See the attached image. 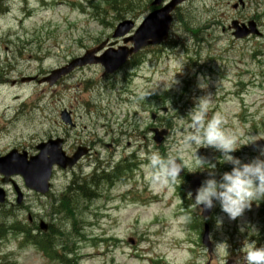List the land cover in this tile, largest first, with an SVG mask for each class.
I'll return each mask as SVG.
<instances>
[{"label": "rangeland", "instance_id": "1", "mask_svg": "<svg viewBox=\"0 0 264 264\" xmlns=\"http://www.w3.org/2000/svg\"><path fill=\"white\" fill-rule=\"evenodd\" d=\"M74 1L84 12L72 7ZM151 1L0 0V78L36 76L39 80L99 43L114 42L111 35L116 25L123 19L139 24L151 11ZM242 2L244 6L234 11L237 0L187 1L174 12L167 42L144 50L135 60L142 62L137 70L130 62L118 73L104 76L100 66H93L77 69L52 87L38 85V80L15 88L0 87V155L12 145L23 144L34 151L37 143L56 138L64 140L67 153L81 145L90 149V155L72 171L55 169L48 196L24 191L22 208L0 209V216L6 213L9 217L6 227L18 223L28 228V214L34 221L43 219L57 234L64 233L54 237L57 253L64 245L77 256L76 264H147L143 255L165 264H205L209 255L200 237L189 227L190 220L182 219L189 212L200 216L199 208L190 206L183 216L180 208L185 202L180 192L171 185L151 182L146 157L154 150L171 154L187 162L188 177H199L202 183L211 178L207 169L188 172L199 163L193 156L197 146L186 148L182 143L195 101L211 95L210 116L220 113L225 127L242 140L248 136L259 139L231 155L242 163L264 158V0ZM107 4L125 7L114 12ZM233 20L255 22L261 35L234 39L228 30ZM198 78L206 81V89L198 87ZM173 79L178 83L164 91ZM63 110L70 112L74 127L60 121ZM154 128L171 130L159 147L152 140ZM196 155L215 165L219 180L221 153L201 147ZM110 160L134 166L112 181L95 179L94 197L77 198L73 216L57 211L59 204L54 201L65 192L72 175L76 179L89 176L97 162L104 166ZM223 164L230 172L232 165ZM178 184L182 185L181 180ZM181 187L189 199L187 184ZM9 197L15 200L12 190ZM255 217L252 209H246L231 220L218 209L211 219V264L241 261L246 240L264 246ZM103 236L113 241L94 243L90 239ZM20 238L10 232L0 239V264H52L32 247L20 246ZM220 243L227 244L228 256L222 247L217 248Z\"/></svg>", "mask_w": 264, "mask_h": 264}, {"label": "clouds", "instance_id": "2", "mask_svg": "<svg viewBox=\"0 0 264 264\" xmlns=\"http://www.w3.org/2000/svg\"><path fill=\"white\" fill-rule=\"evenodd\" d=\"M198 87L206 89L205 80L198 78ZM178 81L172 80L171 84L164 86L163 90H169ZM211 95H206L195 101V106L188 114V131L183 136L182 143L186 148L197 146L193 156L199 162L194 169L188 172L209 170L211 178L206 179L197 189L192 207L194 209L208 210L219 203L221 210L229 219L235 220L246 209H250L253 203L264 201V158L257 157L249 163H242L239 158L231 153L236 152L242 146L259 140L254 136H248L242 140L240 135L225 127L226 121L220 113L209 115ZM212 148L221 153L220 161L232 165L230 172H225L219 180L215 178V165L207 163L196 155L197 149ZM261 156H264L262 151ZM146 171L154 185H174L180 179L182 169L188 168L187 162L174 155H162L158 150L152 151L147 157ZM191 197V193H189ZM189 220L190 217L182 218ZM220 221L217 222L219 225ZM254 233L255 230L253 229ZM226 256H228L227 244L220 243ZM243 264H264V246L257 247L256 243L244 242L241 249ZM239 264V262H238Z\"/></svg>", "mask_w": 264, "mask_h": 264}, {"label": "water", "instance_id": "3", "mask_svg": "<svg viewBox=\"0 0 264 264\" xmlns=\"http://www.w3.org/2000/svg\"><path fill=\"white\" fill-rule=\"evenodd\" d=\"M186 0H172L168 5L163 8L152 12L141 24L138 30L132 37L126 38L123 42H131L133 48L128 49L127 47H119L118 49H107L103 55L100 57H94V54L101 51L105 43L101 46L87 52L84 57L73 60L69 65L64 68L55 70L47 78H44L41 82H48L49 85L55 83L60 77L65 76L70 73L75 67H81L87 64H101L105 72L111 74L115 72L119 67H121L126 61L127 58L137 53L141 48L148 45H155L163 42L168 35L169 26L171 24L170 13L175 9L178 4L183 3ZM161 0H155L153 5H158ZM237 22L232 23V29L235 30L233 36L235 38H245L249 34H257L255 30V24L250 22L248 24V29L242 25V28L237 26ZM133 27V23L130 21H125L118 25L116 28L113 37H123L126 35ZM112 46V44L110 45ZM61 118L65 123H69V116L67 113L63 112ZM154 119V115L152 116ZM155 137L154 141L156 144H160L163 140V137L167 134V131L162 130L158 132L154 130ZM61 141H48L47 144L41 147V153L34 158H31L28 163L11 159V155H8L5 158L0 159V173L3 174L6 178L14 175L20 174L25 180L26 186L40 192L42 194L46 193L49 189V179L51 176V168L54 164L66 168L72 167L76 161L79 159L81 154H76L72 158H66L60 150ZM40 149V147H39ZM182 173V170L180 174ZM179 174V175H180ZM191 188L194 190V197L196 191L199 188V181L195 179L190 183ZM2 201V200H0ZM203 207V206H202ZM211 209L204 210L202 216L208 218ZM40 228L43 231H46L47 227L44 223L40 224ZM203 242L209 247L208 243V230L205 227L203 234Z\"/></svg>", "mask_w": 264, "mask_h": 264}, {"label": "trees", "instance_id": "4", "mask_svg": "<svg viewBox=\"0 0 264 264\" xmlns=\"http://www.w3.org/2000/svg\"><path fill=\"white\" fill-rule=\"evenodd\" d=\"M77 192L80 194V196H84L85 195H90L91 191L87 190V188H85L84 186L80 187V190H77ZM68 193L64 196H62V199L59 200V204L61 208H68V206H74V202L76 197H71L68 198ZM75 196H77L75 194ZM192 227L196 228L199 230L198 225L193 224ZM46 238V237H45ZM47 239V238H46ZM46 239L43 241H39V246L40 248L45 251V253L49 256V257H54L53 252H55V246L54 243L52 241H46ZM68 252H64L61 255L58 256L57 260L60 261L61 264H68Z\"/></svg>", "mask_w": 264, "mask_h": 264}, {"label": "flooded vegetation", "instance_id": "5", "mask_svg": "<svg viewBox=\"0 0 264 264\" xmlns=\"http://www.w3.org/2000/svg\"><path fill=\"white\" fill-rule=\"evenodd\" d=\"M9 150H15V151H17L18 154L25 153L27 156H30V155H32L34 153L31 150H28L26 147H24L23 144L12 145V146L9 147L8 151ZM13 180H14V182L18 181L17 183L21 187V185H20L21 184V179L14 178ZM12 186H13L12 183L10 185H4V189H5V191H7L8 195L11 193V190H12V192L14 190V188ZM24 200H25V194H24Z\"/></svg>", "mask_w": 264, "mask_h": 264}, {"label": "bare ground", "instance_id": "6", "mask_svg": "<svg viewBox=\"0 0 264 264\" xmlns=\"http://www.w3.org/2000/svg\"><path fill=\"white\" fill-rule=\"evenodd\" d=\"M88 190V189H87ZM90 197H92V191H91V193H90V195H85V198H90ZM58 204H59V202H58ZM60 205V204H59Z\"/></svg>", "mask_w": 264, "mask_h": 264}]
</instances>
